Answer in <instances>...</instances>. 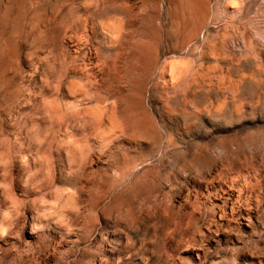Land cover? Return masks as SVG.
<instances>
[{
  "label": "rangeland",
  "instance_id": "obj_1",
  "mask_svg": "<svg viewBox=\"0 0 264 264\" xmlns=\"http://www.w3.org/2000/svg\"><path fill=\"white\" fill-rule=\"evenodd\" d=\"M0 264H264V0H0Z\"/></svg>",
  "mask_w": 264,
  "mask_h": 264
},
{
  "label": "bare ground",
  "instance_id": "obj_2",
  "mask_svg": "<svg viewBox=\"0 0 264 264\" xmlns=\"http://www.w3.org/2000/svg\"><path fill=\"white\" fill-rule=\"evenodd\" d=\"M235 90V89H234ZM238 108V107H237ZM239 108H241V106L239 105ZM241 111H242V109H241Z\"/></svg>",
  "mask_w": 264,
  "mask_h": 264
}]
</instances>
